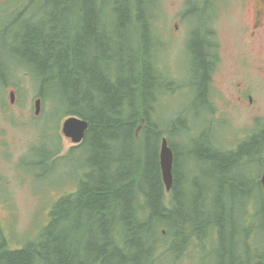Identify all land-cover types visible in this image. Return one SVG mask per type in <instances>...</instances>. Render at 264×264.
<instances>
[{
    "label": "trees",
    "instance_id": "1",
    "mask_svg": "<svg viewBox=\"0 0 264 264\" xmlns=\"http://www.w3.org/2000/svg\"><path fill=\"white\" fill-rule=\"evenodd\" d=\"M25 1L28 5L24 9L26 15L32 10L35 19L32 24H24L25 28H31L29 33H17L19 38L16 44L23 53L20 58L33 60L31 67L36 82L41 80L43 85L55 83L50 91L60 94L61 99L66 102V110L59 118L73 114L90 123L83 144L71 151L84 147L88 140L93 139L94 147L98 148L93 163L95 186L91 190L62 196L54 202L48 225L41 228L38 244L28 255L25 252L28 248L8 253L19 250V247L14 246L2 233L0 264H31L32 261V264H107L111 258L114 264H159L169 255L177 261V258H182L191 248H198L199 244L203 246L207 242L211 245L218 242L220 245L216 264H264V259L259 261L257 255L248 253V249L243 254V259L240 256L234 258L229 253V263L225 261L224 246L232 249L235 255V242H231L235 238L233 233L230 236L225 233L226 223L229 230L244 233L240 227L247 226L252 219L248 218V211L244 212V201L239 202L241 209L225 212V207L216 203L221 195V187L215 189L211 186L212 182L217 185L220 184L219 180L222 182L227 177L224 170H227L238 155L244 153L247 144L240 147L237 154L224 157L204 153L206 148H203L201 157L219 166L210 182L204 186L209 192L208 198L203 201L208 207L207 211L205 207L198 212L193 211V192L183 187L185 172H179L177 159L172 192L166 193L157 142L161 130L156 122V129H153L156 134L146 131V137L155 136L152 137V142L144 150L129 152L133 172L143 178V182L136 188L142 201L136 199L126 188L116 190L113 187L114 184L123 182V177L119 174L107 176V169H112L113 160H117V163L124 161L126 164L127 157L126 154L115 153L110 161L106 158L111 147L103 137L117 130V125L107 112L117 108L121 111L125 103L131 109L127 117L134 124L132 133L138 118V107L153 113L152 119L158 117V97L165 80L157 62L155 66L152 63V59L156 61V57L148 50L151 41L149 35L146 36L149 26L155 20L153 13L158 8L157 1L114 0L120 1V7L112 19H107L102 9L106 0ZM107 1L113 4L111 0ZM20 15L22 18L14 21L15 24L23 23L24 17ZM110 26L113 27L114 34H109ZM112 35L123 36L132 43L128 50L131 61L121 64L118 60L122 58L117 60L111 49L107 48L109 36ZM134 35H140L139 43L134 44ZM199 54L202 60V53ZM202 85L204 86V82ZM201 91L204 88L201 87ZM94 100H97L98 105L91 111ZM177 105L182 107L181 104ZM150 107L152 110H149ZM92 112L96 116L95 124ZM52 142L60 149V139L55 138ZM189 157H192L191 152L187 153V160ZM187 171L191 172L189 169ZM143 185L148 187L150 202H144L141 193ZM252 190L249 187L244 193L247 195ZM177 193L184 196L183 203L186 207L182 217L175 219L178 221L176 223L172 218L176 211ZM157 197L164 210L161 214ZM234 197V203L237 199L241 200L237 193H234ZM253 199L256 205L258 201L264 202L262 193L255 194ZM184 227L188 232L186 237L178 230ZM112 232L114 237L111 236ZM262 232L264 234V223ZM172 235L177 238H172ZM206 235L211 236V239H206Z\"/></svg>",
    "mask_w": 264,
    "mask_h": 264
},
{
    "label": "rangeland",
    "instance_id": "2",
    "mask_svg": "<svg viewBox=\"0 0 264 264\" xmlns=\"http://www.w3.org/2000/svg\"><path fill=\"white\" fill-rule=\"evenodd\" d=\"M11 1L0 0V193L7 198L6 201L0 200V231L8 229L13 232L14 246H21V250L28 248L25 251L28 255L38 244L36 230L48 222L53 200L59 195L68 196L95 186L93 163L98 148L94 147L93 139H86L84 147L71 151V140L61 134L63 155L51 159L59 149L52 140L57 139L54 129L66 110V102L60 94L50 91L55 83L43 85L41 80L36 82L32 67L9 51L19 38L17 33L27 34L31 30L25 28L24 24L14 23L17 20L11 10ZM156 1L158 8L153 13L155 24H151L150 37L159 47L151 52L160 56L167 49L165 63L168 65L172 59V71L166 83L181 95L184 80L175 66L184 69V78L189 84V97L182 101L185 117L195 122L196 111L205 97L202 82L206 73L211 90L206 127L225 144L232 145L240 137L245 138L243 142L246 141L247 145L244 153L259 154L264 145V122H253L258 117L264 120V0ZM108 32L114 34L112 26ZM107 44L117 60L122 58L118 60L121 64L131 61L128 50L132 43L126 38L112 35ZM199 53H202V60ZM201 87L204 91H201ZM12 90L16 91V105L10 103ZM36 92L49 102L45 103L46 109L49 105L48 114L39 120L29 118L34 117L33 104L38 97ZM250 95L253 96L252 103ZM175 103L180 104L181 98ZM167 111L171 113L172 108L169 107ZM186 124L187 120L176 119L178 129L181 130ZM164 125L170 126L167 120ZM188 128L193 129L191 126ZM245 131L252 133L246 135ZM188 134L187 131L175 132L177 159L187 167L182 183L184 189L192 191L197 197L193 211L198 212L202 207L207 211L208 207L203 201L208 198L209 192L204 186L210 182L219 166L201 157L202 145L211 138L194 135V143L184 144L182 137ZM134 144L137 147L133 150L137 151L139 145ZM244 145L238 144L234 150L238 151ZM223 147L230 149L226 145ZM188 151L193 153L187 160L183 152ZM259 161H264V149ZM249 162L245 157L239 168L230 169L241 176L245 183L253 182L254 170ZM212 183L215 189L221 187L217 205L226 207L228 196L237 193L239 183ZM252 189L251 193L246 195L242 192L239 196L243 199L249 197L252 202L255 194L262 193L257 187ZM254 211L264 217V202L255 203ZM175 219H179L176 211L172 221L177 223ZM262 225L257 230L255 242L264 249ZM178 230L182 236H188L186 227ZM172 238L177 236L172 235ZM1 239L0 236V242ZM163 240L166 242L165 237ZM219 248L218 242L213 245L208 242L203 246L199 244L189 255L185 254L182 264H204L205 260L216 264ZM163 264L174 263L169 256Z\"/></svg>",
    "mask_w": 264,
    "mask_h": 264
},
{
    "label": "bare ground",
    "instance_id": "3",
    "mask_svg": "<svg viewBox=\"0 0 264 264\" xmlns=\"http://www.w3.org/2000/svg\"><path fill=\"white\" fill-rule=\"evenodd\" d=\"M111 1L113 2V4H111L109 1L106 0L105 3L103 4V7H102L103 12H104L107 19H112L116 13V10L119 9V7H120V1H117V2H115L114 0H111ZM131 5H132V2L130 3V7H131ZM27 6L28 5H27V2L25 0H12L11 1V7H12V11H14L15 19L17 20V19L22 18L20 15V14H22V16L24 17L22 24H26V25L32 24L34 22V19H35V15H34V12L32 10L28 15H26V12L24 9ZM16 11H18V13H16ZM147 35H149V39L151 41V46L149 47L148 50L151 51L152 49H158L159 45L155 44L150 37L152 35L151 25L149 26V28L147 30L146 36ZM146 36L144 37L145 44H146ZM133 37L135 38L134 44L139 43L138 38L140 37V35H134ZM17 42H18L17 40L14 42V45L9 49V51L14 56L20 58L21 55L23 56V53L20 52L18 44H16ZM22 60L24 62L28 63L30 66H32L33 60H28V59H22ZM156 62L157 61L152 59V63L154 64V66L156 65ZM109 74H111L110 70H109ZM188 97H189L188 94L181 95L180 93L175 91L174 88L168 86V84L165 82L163 84L161 94L158 97V100H159L158 113H157L158 117L155 119H152L151 115L153 113H151L150 111H147L145 109L141 110L138 107V118H137L133 133H132V128H133L134 124L131 121V119L129 117H127L129 115V110H131V109L125 103H123L121 111L117 108L114 111L110 110L107 112V115L109 117H111L112 121H114V124L117 125V130H116V132H111L108 135L103 137V140H108L107 144L109 146L111 144L110 152L108 153V156L106 158L108 159V161H110L113 158V155L115 153H123V154L127 155L126 164L124 163V161H118V163H117V160H113L111 163L112 169H107V176L112 177L115 174H119L121 177H123L122 183H116L113 185V187H115L116 190L121 189V188H126V190L131 191V194H133V196L136 199L142 201L141 197H139V195L137 194L136 188L140 183L143 182V178L140 175L135 174L133 172V170H132L133 165H132V162L130 161L129 152L137 147V145L134 143H138L139 149L144 150L145 146L147 144H149L150 142H152V137L155 138V136H153V135L148 136L147 135V137H146V131H150V132H153L156 134V131L153 130V129H156L155 125H154L155 122H156V125L161 130V133H159V131H157L159 133L158 139H157V142L159 143V158H160L161 150L163 148V141L166 140L168 147L173 151V153L176 155V159H177V148L178 147L176 145V141H177V137L175 136L176 131H187L189 133L187 136L182 137L184 144L190 143V142L194 143L195 142L194 135H201L203 137L211 138V140H207L206 143L202 145L203 148H206L205 153L206 152L215 153L221 157H224V156H227L230 154L231 155L237 154L236 153L237 151L234 149L226 150L223 147L222 143L219 141V139L215 135H213L210 132V130L206 127V122H207L206 120L208 118V114L205 110V106L207 104L205 99H202L201 105H200L201 107H199L196 111L194 123H193V121H191L187 117H185V109L182 107L179 108L178 105L175 103V101L179 98L185 100ZM96 101L97 100H94V106L91 107V111H92V108H97L98 102H96ZM166 106H167V108H166ZM169 107L172 108L171 113H169L167 111V109ZM149 110H152V107H150ZM91 115H92V121L95 124V118H96L95 113L92 112ZM177 118L180 121H183V120L188 121V124L182 126L181 130L176 127V119ZM166 120L169 122L170 126L166 127L164 125V121H166ZM189 126H191L193 129L188 128ZM131 134H132V136H131ZM148 137H149V139H147ZM188 152L193 153L192 151H188ZM187 153L183 152V156L187 157ZM245 157L250 161L248 163L250 166H254V165L260 166L261 162L259 161V159H257L255 156L251 155L250 153H243L242 155H238L229 164L226 171L224 170V172H226V174H227V177L225 176L224 179L222 180V182L231 183V182L235 181V182L239 183V188L237 191L238 198H241L239 196L240 193H242V192L244 193L249 187L252 188L253 182L252 183H245L241 176L234 174L230 169H232L233 167L239 168L241 162L244 161ZM177 163H178V170L182 174L183 172L186 171L187 167L185 166V164H183V163L181 164L178 159H177ZM115 168H117V170H114ZM218 183H220V180ZM141 193L143 194L144 202H147V201L150 202L148 199L149 195L147 194L148 193V187L146 185H143L141 187ZM228 199H229V202L227 203V205L225 207V212H226V210L236 211L238 209H241L242 206L239 204V202H241V201L245 202L244 212L248 211L251 207L250 206L251 202H250L249 197H247L246 199L241 198V200L237 199V202L234 203V201L236 199H235L234 193H233V194L228 196ZM175 200H176V202H175L176 216L178 218H181L182 217L181 211L184 212V207H186V205L183 203L182 195L179 193L176 194ZM191 200L193 202H196L197 197L193 194V195H191ZM157 201H158L159 213L161 214L164 212V210H163V207L159 204V197H157ZM117 214H118V212H117ZM156 215H157V213H156ZM248 218L252 219V221L247 226H241V227L239 226L240 228L243 229L244 233H240L239 230H233V229L229 230L228 224L226 223V225H225V233L229 236H230V234L233 233L234 238H235L234 241H231V242H235L233 245L234 250H235V255H233L232 249H229L227 246H224V248H225V261L227 263H229V260H230L229 255H228L229 253L234 258H237L238 256H240V259H243V254L245 253L246 249H248L249 254L257 255L259 258V261H262L264 259L263 247H261L259 244H257L255 242V236L257 234V230L264 223V217L255 212L252 217H248ZM237 222H238V217H237ZM243 234H244V236H243ZM111 236L114 237L113 232H112ZM205 238L211 239V236L206 235ZM170 257L172 258L173 261H175L176 264H177V262L182 264V261H183L185 255L182 258H177V261L173 258V256H170ZM179 257H181V254L179 255ZM203 263L204 264H215L213 262H210L209 260H205V261H203ZM107 264H114L112 262V258L109 259Z\"/></svg>",
    "mask_w": 264,
    "mask_h": 264
},
{
    "label": "water",
    "instance_id": "4",
    "mask_svg": "<svg viewBox=\"0 0 264 264\" xmlns=\"http://www.w3.org/2000/svg\"><path fill=\"white\" fill-rule=\"evenodd\" d=\"M39 105V101H37V106ZM74 126L76 128V136L74 137V141L78 142L83 137V128L87 126L86 121L78 120L75 118L69 119L65 123V132L69 133V127ZM173 151L168 147L167 141H163V148L161 150L160 154V160H161V168H162V177L163 181L166 185L167 191H170L173 184Z\"/></svg>",
    "mask_w": 264,
    "mask_h": 264
},
{
    "label": "flooded vegetation",
    "instance_id": "5",
    "mask_svg": "<svg viewBox=\"0 0 264 264\" xmlns=\"http://www.w3.org/2000/svg\"><path fill=\"white\" fill-rule=\"evenodd\" d=\"M0 154H1V150H0Z\"/></svg>",
    "mask_w": 264,
    "mask_h": 264
}]
</instances>
